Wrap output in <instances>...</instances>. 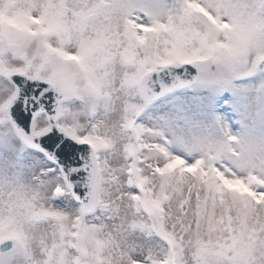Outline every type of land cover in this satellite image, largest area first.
<instances>
[{"label":"snow or ice","instance_id":"snow-or-ice-1","mask_svg":"<svg viewBox=\"0 0 264 264\" xmlns=\"http://www.w3.org/2000/svg\"><path fill=\"white\" fill-rule=\"evenodd\" d=\"M0 264H264V0H0Z\"/></svg>","mask_w":264,"mask_h":264}]
</instances>
